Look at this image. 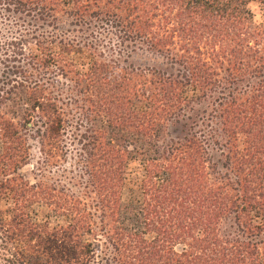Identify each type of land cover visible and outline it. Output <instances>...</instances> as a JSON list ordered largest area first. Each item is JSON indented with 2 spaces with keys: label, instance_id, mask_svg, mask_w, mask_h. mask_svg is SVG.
<instances>
[{
  "label": "trees",
  "instance_id": "obj_1",
  "mask_svg": "<svg viewBox=\"0 0 264 264\" xmlns=\"http://www.w3.org/2000/svg\"><path fill=\"white\" fill-rule=\"evenodd\" d=\"M0 25V264H264V0H0ZM74 142L79 194L44 175Z\"/></svg>",
  "mask_w": 264,
  "mask_h": 264
},
{
  "label": "rangeland",
  "instance_id": "obj_2",
  "mask_svg": "<svg viewBox=\"0 0 264 264\" xmlns=\"http://www.w3.org/2000/svg\"><path fill=\"white\" fill-rule=\"evenodd\" d=\"M68 22L69 19L67 17H65L64 15H58V26L60 27V29H66L68 27ZM1 27V25H0ZM1 32L3 33V31L0 30V37H1ZM141 57H137L134 60V63H141ZM5 70L4 67L0 64V73ZM58 84V82H57ZM59 89L63 87V89L65 88L63 85L66 84V82L62 79L59 80V84L57 85ZM73 97V96H72ZM76 98V97H73ZM77 116V114H76ZM74 119V118H72ZM68 132L69 133H82V129H80V132L75 131L73 128H68ZM32 135V133L30 134V136ZM114 135L113 134L111 136V140L114 142ZM126 137L124 135H122V137L119 138L122 139L121 141H123V139H125ZM71 140V137L67 134L65 136L64 141L67 143ZM118 140V138H117ZM120 141V142H121ZM64 142V143H65ZM29 143V153H30V158L28 161V164L25 165L21 170L20 173L23 174V176L28 179L30 182H34L39 178V173L38 170H36L39 166H38V162H40V152H39V144L38 141L36 139H34V137H29L28 140ZM65 145V144H64ZM80 149V145L76 144L75 142L72 143V145L68 146L66 150V152H64V154L62 155L61 159L59 160V162L57 163L56 166H50L49 168H47V173H45L44 175L48 178L49 182H52L54 184H57L58 186H64L65 188L71 190L72 192L79 194L80 192H83V184L85 183V177L83 176V173L81 171V156H79L80 154L82 155V151L79 150ZM136 163L135 162H131L128 170L126 171L127 175V180H126V186L125 189L123 190V199L124 201H128L129 199H132L133 197H137L140 194V191L138 190V188L136 187V181L139 180L138 174L136 172ZM50 172V173H49ZM1 205H3V203L1 202ZM3 207V206H2ZM52 216H50V218L46 219L49 223V225L51 227H54L55 225H63L65 222V218L62 216H55L53 213H50ZM40 220H42V217H39ZM45 220V219H44ZM43 221V220H42ZM85 239L93 242L94 245H99L100 246L102 243H104V238L98 234L96 235H88L85 236ZM97 255L99 258H104L105 257V253H99V250L97 251Z\"/></svg>",
  "mask_w": 264,
  "mask_h": 264
}]
</instances>
